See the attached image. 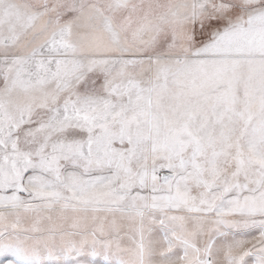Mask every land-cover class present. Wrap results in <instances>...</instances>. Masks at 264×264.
<instances>
[{"label":"snow or ice","instance_id":"1","mask_svg":"<svg viewBox=\"0 0 264 264\" xmlns=\"http://www.w3.org/2000/svg\"><path fill=\"white\" fill-rule=\"evenodd\" d=\"M0 264H264V0H0Z\"/></svg>","mask_w":264,"mask_h":264}]
</instances>
